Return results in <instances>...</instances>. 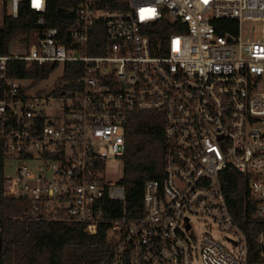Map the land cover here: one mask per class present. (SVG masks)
<instances>
[{
	"label": "built area",
	"instance_id": "2783aa9c",
	"mask_svg": "<svg viewBox=\"0 0 264 264\" xmlns=\"http://www.w3.org/2000/svg\"><path fill=\"white\" fill-rule=\"evenodd\" d=\"M74 2L64 43L42 27L0 55V143L15 162L7 195L24 196L34 219L78 223L87 234L104 225L110 250L99 264H248L221 175H246L264 217V0ZM46 3L0 0V23L26 10L42 25ZM15 62L59 66L60 76L50 93L33 91L37 83L10 75ZM66 63L79 65L71 78L62 77ZM135 111L162 113V176L145 181L142 215L109 219L124 188L105 175L122 166ZM213 225L230 235L228 247ZM257 243L264 261L262 233Z\"/></svg>",
	"mask_w": 264,
	"mask_h": 264
},
{
	"label": "trees",
	"instance_id": "16d2710c",
	"mask_svg": "<svg viewBox=\"0 0 264 264\" xmlns=\"http://www.w3.org/2000/svg\"><path fill=\"white\" fill-rule=\"evenodd\" d=\"M38 15L20 10L16 18L4 16L0 23V55L8 52L13 37L21 45L31 42L42 27L58 31L60 42L66 41L67 27L76 17L74 0H47L43 24L36 23ZM236 29L235 25L233 26ZM168 34L157 25L155 35ZM15 77L31 79L35 84L46 79L53 65L14 63ZM78 64L66 63L62 77L71 78L70 68ZM125 152L122 156L119 183L124 188L122 202H111L107 218L121 215L140 216L143 213L142 193L145 181L160 179L165 139L163 117L160 112L135 111L128 116L125 129ZM4 156L0 143V264H99L109 252L105 241V226H98L93 234L84 232L83 225L74 222L47 221L30 216L28 202L6 193L3 176ZM222 188L230 212L247 240L248 264H264L258 248L259 234L264 237V217L256 216V203L250 198L248 177L234 168L221 175ZM264 251V249H263Z\"/></svg>",
	"mask_w": 264,
	"mask_h": 264
},
{
	"label": "rangeland",
	"instance_id": "374dc122",
	"mask_svg": "<svg viewBox=\"0 0 264 264\" xmlns=\"http://www.w3.org/2000/svg\"><path fill=\"white\" fill-rule=\"evenodd\" d=\"M256 32L259 34V27L257 28ZM21 50V42L18 40V37H13L8 45V51H20ZM60 76V67H56L55 69L52 70L51 74L49 77L39 83H37L33 91L37 90H42V92L50 93L49 90L52 88L54 84H56V80ZM48 91V92H47ZM47 112H50V109L47 110ZM33 164H29V167H33ZM14 167H15V162L10 160V159H5L3 161V176L4 177H12L14 174ZM109 171L106 172V180H109L110 182H115L120 179L122 176L121 173V164L120 163H114L110 164L109 166ZM8 185V183H6ZM204 222L203 221H196V231L198 234L204 232L205 228L203 226ZM210 233L213 235V238L220 243L224 244L226 247L229 246L228 243H224L223 239L225 237H230L229 234L221 233L214 225L212 226Z\"/></svg>",
	"mask_w": 264,
	"mask_h": 264
},
{
	"label": "water",
	"instance_id": "95a60500",
	"mask_svg": "<svg viewBox=\"0 0 264 264\" xmlns=\"http://www.w3.org/2000/svg\"><path fill=\"white\" fill-rule=\"evenodd\" d=\"M23 198H24V196H23Z\"/></svg>",
	"mask_w": 264,
	"mask_h": 264
}]
</instances>
